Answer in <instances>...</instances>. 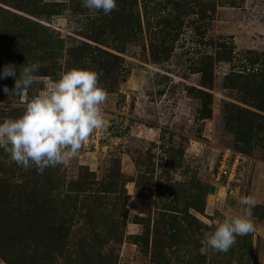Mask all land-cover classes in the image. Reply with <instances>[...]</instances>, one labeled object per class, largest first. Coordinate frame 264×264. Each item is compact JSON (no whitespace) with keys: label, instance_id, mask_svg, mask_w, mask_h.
<instances>
[{"label":"rangeland","instance_id":"obj_1","mask_svg":"<svg viewBox=\"0 0 264 264\" xmlns=\"http://www.w3.org/2000/svg\"><path fill=\"white\" fill-rule=\"evenodd\" d=\"M117 3L0 0V70L40 65L21 96L0 80V122L69 70L102 73L109 94L99 150L38 174L0 149V264H264V65L246 60L264 54V0ZM225 150L241 156L228 186ZM246 195L255 231L202 255Z\"/></svg>","mask_w":264,"mask_h":264},{"label":"clouds","instance_id":"obj_2","mask_svg":"<svg viewBox=\"0 0 264 264\" xmlns=\"http://www.w3.org/2000/svg\"><path fill=\"white\" fill-rule=\"evenodd\" d=\"M91 11L108 15L117 9V0H83ZM39 63L19 68V75L12 64L0 70V80L14 79V89L3 87V92L26 94L40 79L36 74ZM99 73L91 69H73L61 74L43 94L32 98L17 118L0 122V149L10 159L25 169L35 166L38 174L46 168H55L66 158L75 157L84 143L106 126L102 105L108 92L100 86ZM242 214L225 219L212 232H205L200 253L209 249L228 252L238 236L255 231L252 209L256 201L250 195L239 199Z\"/></svg>","mask_w":264,"mask_h":264},{"label":"built area","instance_id":"obj_3","mask_svg":"<svg viewBox=\"0 0 264 264\" xmlns=\"http://www.w3.org/2000/svg\"><path fill=\"white\" fill-rule=\"evenodd\" d=\"M43 81L45 82V90L47 91L50 87V85L52 84L51 81H49V79H43ZM43 90V92L45 91ZM42 92V93H43ZM101 136V132H99V130H97L90 138L89 140H87L82 149L79 152H84L87 149H92V150H99V148H101L102 146V139H100ZM239 158L241 159V156L239 154L234 153L233 151H229V150H225L223 152V155L221 156V160L219 162V165L217 167V171L214 175V179L216 182L219 181H223L226 183V185L228 186L230 183L235 181L236 178V174H237V170L239 169L237 168L240 164H239Z\"/></svg>","mask_w":264,"mask_h":264},{"label":"trees","instance_id":"obj_4","mask_svg":"<svg viewBox=\"0 0 264 264\" xmlns=\"http://www.w3.org/2000/svg\"><path fill=\"white\" fill-rule=\"evenodd\" d=\"M175 8H176L178 11L182 12L181 14H183V16H187V15L189 14L188 10L186 11V9H188L186 6L183 7V8L185 9V11H183L182 8L179 7V4H178L177 6H175ZM184 14H185V15H184ZM205 18H206V17H203V18H202V17L200 16V20H199V21H201V20L203 21V20H205ZM202 21H201V22H202ZM195 28H197V27H195ZM179 31H180V29L174 30L175 35H176V34H180ZM164 36H166V35H164ZM219 46L222 47V48H224V46H222V45H219ZM250 53H251V52H250ZM250 53H249V54H250ZM244 55H247V54H244ZM244 55H242V56H243V57H246V56H244ZM263 59H264V54H258V53H251L250 56L246 58L248 64L251 65V66H255V64L264 65L263 63H261V61L264 62ZM243 60H244V59H243ZM222 61H223V60H222ZM242 68H245V67L242 66ZM246 70H247L246 68L243 69V72H242V73H245ZM256 70H257V68H255V67H253L252 69L249 70V72H251V74L248 75V79H251V78H255V77H257V72H256ZM245 78H246V76H245ZM206 107H207V105H205V111H206ZM207 109H208V108H207Z\"/></svg>","mask_w":264,"mask_h":264}]
</instances>
